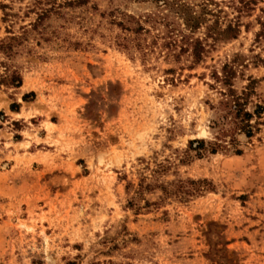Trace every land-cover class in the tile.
Wrapping results in <instances>:
<instances>
[{
  "label": "rangeland",
  "instance_id": "1",
  "mask_svg": "<svg viewBox=\"0 0 264 264\" xmlns=\"http://www.w3.org/2000/svg\"><path fill=\"white\" fill-rule=\"evenodd\" d=\"M203 2L0 0V264H264V0L196 63Z\"/></svg>",
  "mask_w": 264,
  "mask_h": 264
},
{
  "label": "trees",
  "instance_id": "2",
  "mask_svg": "<svg viewBox=\"0 0 264 264\" xmlns=\"http://www.w3.org/2000/svg\"><path fill=\"white\" fill-rule=\"evenodd\" d=\"M241 5H237V11L240 13V15L243 12L251 11L255 9L256 0H248V1H241ZM166 5L170 4L168 2H164ZM217 4V3H216ZM178 7L181 10V14L184 17V24L185 28L189 30V32H184V30H181L177 33H175L176 30H171L170 35H167V42L165 43V46L171 51H175V53L182 54V53H189L193 57L194 62H200L204 59L206 52H208V46H211V44L208 43V38L212 37L214 41H218L221 38H236L238 34L241 31V16L238 15L236 20H230L226 27L223 28L222 26H219L221 16L220 12H214V10L209 8V2H203L201 5L202 9L200 12H197L194 7L188 5V4H177ZM215 16V20L212 24H209L210 19L208 16ZM149 21H156V17H149ZM259 23L261 24V30L258 33V37L264 36V21L259 20ZM202 27H205L207 29L206 38L201 36H196L195 34L199 29ZM143 31L150 32L151 29L142 26L141 24L137 29H135L136 33H141ZM4 45V44H3ZM141 47V50L147 54L150 48H147V46H143L142 44H139ZM229 76L227 74H224V80L228 81ZM13 81H18L16 83V86H20L22 84V78L21 76H16ZM0 86H1V80H0ZM34 95V93H32ZM29 95H25L24 98L26 99ZM241 96H237V99H235V105L238 107L241 105V102L239 99ZM16 105V104H14ZM14 107V106H13ZM241 111V110H240ZM245 119L248 120V122L244 125V129L248 136H251L253 133L254 125L250 123V118L252 117V113L248 111H244ZM212 152H215V149L212 150Z\"/></svg>",
  "mask_w": 264,
  "mask_h": 264
}]
</instances>
